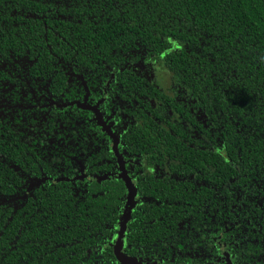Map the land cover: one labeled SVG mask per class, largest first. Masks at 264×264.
<instances>
[{
    "label": "trees",
    "instance_id": "16d2710c",
    "mask_svg": "<svg viewBox=\"0 0 264 264\" xmlns=\"http://www.w3.org/2000/svg\"><path fill=\"white\" fill-rule=\"evenodd\" d=\"M116 241L264 264V0H0V264Z\"/></svg>",
    "mask_w": 264,
    "mask_h": 264
},
{
    "label": "water",
    "instance_id": "95a60500",
    "mask_svg": "<svg viewBox=\"0 0 264 264\" xmlns=\"http://www.w3.org/2000/svg\"><path fill=\"white\" fill-rule=\"evenodd\" d=\"M78 107L82 108V109H86V110H90L93 112L94 114V119H95V122L98 126H100L105 132L108 133V130L107 128L105 127L104 123L101 121V117L100 115L97 113V111L95 110V107H88V106H85L84 104H81V105H78ZM120 165V163H119ZM119 177L121 179H123V181L125 182L126 184V188L128 190V194H127V199H126V202L128 204H130V206H133V196H134V190L131 186V184L128 182V179L123 175V173H121L119 175ZM125 219H127V217H125ZM118 240V239H117ZM118 241H116L115 245H114V256L117 260V262L119 264H138L136 262V260L134 258H131V257H126V256H123L119 253V247H118Z\"/></svg>",
    "mask_w": 264,
    "mask_h": 264
},
{
    "label": "flooded vegetation",
    "instance_id": "af4514ba",
    "mask_svg": "<svg viewBox=\"0 0 264 264\" xmlns=\"http://www.w3.org/2000/svg\"><path fill=\"white\" fill-rule=\"evenodd\" d=\"M80 177H82V175L80 176ZM137 262V261H136ZM138 263V262H137ZM139 264V263H138Z\"/></svg>",
    "mask_w": 264,
    "mask_h": 264
}]
</instances>
